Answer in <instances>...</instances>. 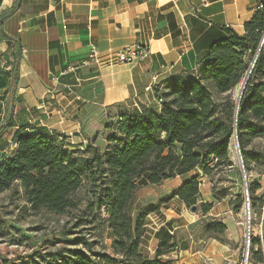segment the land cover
<instances>
[{"label":"trees","instance_id":"obj_1","mask_svg":"<svg viewBox=\"0 0 264 264\" xmlns=\"http://www.w3.org/2000/svg\"><path fill=\"white\" fill-rule=\"evenodd\" d=\"M222 30L225 37L199 56L193 73L169 78L162 89H155L159 112L107 111L101 124L109 134L92 137L85 149L42 129L19 128L14 133V154L0 160V194L18 187L33 212L64 215L82 210L75 226L104 220L111 239L108 254L94 251L95 243L81 232L68 231L73 236L69 240L60 233L61 242L71 247L36 251L21 264H166L163 258L182 244L171 243L173 237L166 231L170 222L165 221L159 230L165 236L153 255L143 253L148 218L158 207L138 203L137 190L180 178V185L160 203L176 199L188 208L195 206L199 177L233 165L229 144L234 136L244 169L250 163H264V153L246 149L251 140L264 139V50L260 47L264 10H256L244 24L243 35L229 27ZM252 61L237 106L230 92ZM9 128L0 126V138ZM256 189L257 185L251 186L249 195ZM82 190L86 192L83 207L76 199ZM210 208L211 203L202 205V216ZM202 225L206 234L226 231V225L214 219ZM254 257L262 263L260 249Z\"/></svg>","mask_w":264,"mask_h":264},{"label":"crops","instance_id":"obj_2","mask_svg":"<svg viewBox=\"0 0 264 264\" xmlns=\"http://www.w3.org/2000/svg\"><path fill=\"white\" fill-rule=\"evenodd\" d=\"M261 1L0 0V126L10 125L0 138V160L14 154L19 128L42 129L85 149L103 133L85 126L102 122L107 111L159 112L155 89L193 73L199 56L225 37L222 28L243 35ZM135 43L149 47L146 59L99 68L83 64L91 46L104 57ZM149 85L152 91H146ZM167 182L173 183L171 195L181 179ZM154 219L149 217L141 245L148 257L165 236L159 231L164 222ZM192 222L185 219L166 231L172 235ZM195 254L189 263L220 264ZM174 258L166 264L176 263Z\"/></svg>","mask_w":264,"mask_h":264},{"label":"rangeland","instance_id":"obj_3","mask_svg":"<svg viewBox=\"0 0 264 264\" xmlns=\"http://www.w3.org/2000/svg\"><path fill=\"white\" fill-rule=\"evenodd\" d=\"M251 65L252 63L250 67ZM249 71L247 74H250ZM245 78L246 76L231 90L230 96L233 100L237 99L239 87ZM85 128L92 134L93 131H101L100 119L88 121ZM103 133V138L109 134L108 131ZM246 149L264 153V139L251 140ZM229 157L232 166L199 177V195L194 212L191 211V207L181 206L175 199L166 204L160 203L168 194L170 195L173 187L171 182L141 187L137 190L138 203L144 207H158V210L149 216L153 219L155 217L157 225L169 219V228L173 230L178 222H185V219L193 220L185 228L172 231L171 243L177 246L182 244V247L164 257V261L174 262V256L177 255L178 259L174 264L180 261H185L183 264H191L187 260L193 259V254L196 253L195 257L199 261L206 255L217 258L220 264H225L226 260H239L249 247L252 264L259 263L255 261L254 247L264 249V163L260 165L250 163L249 168L244 169L233 139L229 144ZM255 185L258 189L249 195V188ZM85 194V190H82L76 195V199L81 200L82 207ZM208 203H211V208L202 216L201 206ZM81 211L73 210L64 215H54L44 210L33 212L26 206L16 186L0 194V264H21V259L36 251L43 254L71 247L60 240L62 238L60 233H65L63 239H72V234H66L68 231L83 233L90 242L95 243L94 251L111 254L109 233L104 220L75 226L82 217ZM208 219L225 224L226 231L219 235L206 234L202 221ZM183 247L187 248V251L180 253L179 250H183Z\"/></svg>","mask_w":264,"mask_h":264},{"label":"built area","instance_id":"obj_4","mask_svg":"<svg viewBox=\"0 0 264 264\" xmlns=\"http://www.w3.org/2000/svg\"><path fill=\"white\" fill-rule=\"evenodd\" d=\"M255 10L263 11L264 10V0L257 4ZM260 47L264 50V31L260 40ZM149 56V47L146 45L133 44L131 46L122 48L115 52H112L106 56H101L100 52L94 47L91 46L89 53L87 54L86 59L84 60V65H94L97 68L101 66H110V65H121V64H131L137 61L146 59ZM153 83L156 82V77L152 78ZM153 86L149 85L146 87V91H152ZM250 235H247L249 238ZM254 250L257 251V246L254 247ZM249 247L245 249L243 256L238 260H226L225 264H252L250 259ZM260 252L262 254V263L264 264V249L261 247Z\"/></svg>","mask_w":264,"mask_h":264},{"label":"water","instance_id":"obj_5","mask_svg":"<svg viewBox=\"0 0 264 264\" xmlns=\"http://www.w3.org/2000/svg\"><path fill=\"white\" fill-rule=\"evenodd\" d=\"M253 63H254V61H252V65H251V67H249L250 72H251V70H252ZM246 83H247V80L245 81V86H246ZM245 86H244V88H245ZM244 88H243V90H242V91L238 94V96H237V99H236V105H237V106H238V104H239L240 98L242 97V94H243ZM234 141L236 142V136H234ZM236 146H237V142H236ZM237 150H238V147H237ZM238 152H239V150H238ZM195 209H196L195 206H192V207H191V211L194 212Z\"/></svg>","mask_w":264,"mask_h":264},{"label":"bare ground","instance_id":"obj_6","mask_svg":"<svg viewBox=\"0 0 264 264\" xmlns=\"http://www.w3.org/2000/svg\"><path fill=\"white\" fill-rule=\"evenodd\" d=\"M248 76H249V74L246 75V78L243 80L242 84L240 85L238 94L243 90V88L245 86V81L247 80Z\"/></svg>","mask_w":264,"mask_h":264}]
</instances>
